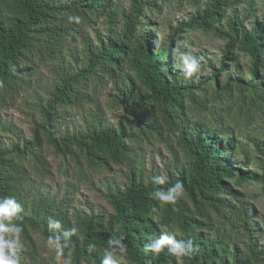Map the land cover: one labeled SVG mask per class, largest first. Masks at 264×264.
I'll return each mask as SVG.
<instances>
[{
	"label": "trees",
	"instance_id": "obj_1",
	"mask_svg": "<svg viewBox=\"0 0 264 264\" xmlns=\"http://www.w3.org/2000/svg\"><path fill=\"white\" fill-rule=\"evenodd\" d=\"M156 1L129 0L122 10L116 0H0V105L2 94L13 98L19 88L30 85L35 60H60L68 46L82 44L80 64L60 63L56 68L57 80L40 107L42 120L32 138L21 147L0 143V198L12 196L21 205V219L15 222L28 238L30 230L46 240L56 235L48 227L49 217L59 219L64 229L75 226L77 232L64 250L71 264H101L102 248L109 239L119 237L128 246L127 258L133 264H264L260 229L251 219L254 208L240 201L225 181L236 177V183H263L264 171L258 174L243 169L247 162H236L232 129L211 103L235 91L264 111V74H260L264 21L255 19L245 26L253 16L251 9L241 13L235 7L247 0H204L177 24V32L198 29L225 42L219 67L206 77L214 83V92L203 95L194 81L183 78L175 59L177 46L184 50L185 44L174 46L173 38L154 44L145 11L157 9ZM70 15H78L81 23L69 22ZM101 19L106 34L91 40L87 32ZM143 24L147 29L142 31ZM234 49L249 57L250 76L246 80L228 72L220 84L217 76L230 69ZM106 87L112 91V104L121 111L115 125L105 122L96 97ZM85 103L92 104L91 121L80 129L63 130L69 111ZM191 109L203 117L192 120L186 114ZM43 137L79 173L110 170L111 165L125 167L124 183L112 181L107 189L111 213L70 211L67 191L59 195L35 184L32 174L45 177L49 170L39 149ZM251 141L264 157V144ZM154 142L163 143L171 155L163 172L146 170L144 150ZM28 158L32 170L27 167ZM261 164L264 170V160ZM157 175L166 176L167 183L154 185L151 178ZM178 180L186 191L175 205L162 206L150 197L157 187L166 189ZM231 199L243 212L234 218L245 235L242 246L230 240L226 227L225 218L235 205ZM157 224L177 227L186 234L183 238L194 240L199 251L183 262L166 251L145 253L144 245L163 231ZM44 264L57 263L50 258Z\"/></svg>",
	"mask_w": 264,
	"mask_h": 264
},
{
	"label": "rangeland",
	"instance_id": "obj_2",
	"mask_svg": "<svg viewBox=\"0 0 264 264\" xmlns=\"http://www.w3.org/2000/svg\"><path fill=\"white\" fill-rule=\"evenodd\" d=\"M204 0H157V9L145 11V16L149 21L153 41L155 45L174 39V46L191 45L195 55L201 62V73L199 79L194 80L195 84L200 87L203 95H210L214 92V83L208 82L207 76L213 70L219 67L220 58L222 57V48L224 41L211 33H205L201 30L184 29L181 32L176 31L177 24L186 19L193 13L197 6H201ZM119 9H126L129 0H116ZM241 13H246L247 9H251L253 16L246 22L245 26L249 27L255 19L264 21V0H247L235 7ZM227 12H230L227 11ZM143 24L140 30H146ZM106 25L102 23V19L93 25L87 32L88 38L96 39L97 34L104 36ZM82 44L77 41L75 44L68 46L60 60L55 61H38L35 60L32 67V76H30L29 84L26 88H19L13 98H9L6 94H2L4 99L0 105V143L4 146H11L13 143L19 144L30 140L33 135V129L42 120L40 107L49 96V90L57 80L56 68L60 63L71 64L72 66L80 64ZM184 50H187L184 48ZM231 56L234 58L230 69L220 71L217 76L221 84L226 80L228 72H232L237 78L248 80L250 76L251 62L249 57L237 50H232ZM76 57V58H75ZM175 68V67H173ZM264 74V70L260 71ZM261 76V75H259ZM97 101L103 107V118L108 125H115L120 109L112 104V91L109 87L102 89L97 95ZM212 106L223 118L224 123L230 126L232 134L235 137V148L233 156L236 162H247V167L243 169H251L258 174L263 173L261 160L264 157L256 148V144L251 139H256L264 144V111L260 112L256 107L250 105L248 99L243 100L235 93L221 101H211ZM92 104L85 103L81 107L72 108L66 115L64 123L61 124L63 130H72L83 128L91 121ZM186 114L192 119L202 118L203 114L198 110H187ZM210 113L206 112L205 117L210 118ZM42 138L39 147L49 168L48 174L41 177L40 174L33 173L32 178L38 187L45 191L58 192L62 195L68 192L70 200L68 206L70 211L82 210L90 211L92 209L99 210L103 215L111 213V206L106 198L109 183L114 181L118 185L124 183L125 167L119 165H111L110 170L88 171V174L79 173L74 168L71 161H65L62 156L55 152L54 148L47 144ZM163 143L154 142L145 147L146 170H158L163 172L164 162L171 155ZM32 161L28 158L27 167L31 168ZM86 169V167H84ZM236 177L225 180L228 182L236 196L246 204L254 208L255 217L251 218L253 224L260 229L258 235L260 244L264 245V182L257 180L243 181L236 183ZM73 184V185H71ZM229 197V196H225ZM231 203L235 201L230 200ZM233 211L230 212L226 219V227L230 235V240L243 245L245 235L239 224L235 223V217H241L243 212L239 208L238 203H234ZM69 211V212H70ZM165 229L171 226H160ZM29 237L24 233L21 235V242L24 245L22 252L21 264H44L50 258L54 259L57 264H65V260L55 259L53 250L46 244V239L38 231H29ZM7 238V237H6ZM107 248L103 247V252ZM123 264H133L127 257Z\"/></svg>",
	"mask_w": 264,
	"mask_h": 264
},
{
	"label": "clouds",
	"instance_id": "obj_3",
	"mask_svg": "<svg viewBox=\"0 0 264 264\" xmlns=\"http://www.w3.org/2000/svg\"><path fill=\"white\" fill-rule=\"evenodd\" d=\"M69 22L81 23L78 15H70ZM187 50H182L177 46L175 59L179 63L180 72L185 80H198L201 73L200 59L195 55L191 45L184 46ZM162 71L166 70L164 67ZM2 86V81H0ZM151 181L154 185H164L167 183L166 176H153ZM185 186L183 182L177 181L166 189L157 187L149 195L162 206L175 205L176 202L183 198L185 194ZM22 211L21 205L12 196H4L0 198V264H21L22 252L24 245L21 242L23 228L15 221L21 219L19 213ZM48 227L56 230V235H50L46 244L54 250L55 259L64 257V250L68 247L69 238L77 232L75 226L64 229L59 219L49 217ZM175 226L167 227L159 232V235L153 234L149 241L144 245L145 253L159 255L163 252L175 257L183 262L187 258H191L199 251V246L194 240ZM180 236L182 238L178 239ZM7 237V238H6ZM123 237L112 238L107 242V248L104 250L101 264H123L127 257L128 246L122 242ZM94 248V245H90ZM65 264H71L70 257H64Z\"/></svg>",
	"mask_w": 264,
	"mask_h": 264
}]
</instances>
